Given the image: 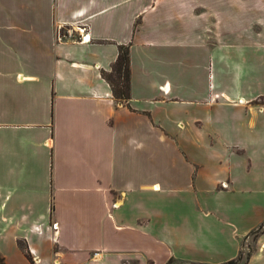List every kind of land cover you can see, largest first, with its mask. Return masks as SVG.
<instances>
[{"label":"crops","instance_id":"1","mask_svg":"<svg viewBox=\"0 0 264 264\" xmlns=\"http://www.w3.org/2000/svg\"><path fill=\"white\" fill-rule=\"evenodd\" d=\"M263 97L264 0H0L3 263L264 264Z\"/></svg>","mask_w":264,"mask_h":264},{"label":"trees","instance_id":"2","mask_svg":"<svg viewBox=\"0 0 264 264\" xmlns=\"http://www.w3.org/2000/svg\"><path fill=\"white\" fill-rule=\"evenodd\" d=\"M102 77L108 82L111 88L112 96L116 101L126 103L130 97L129 93V50L127 45H118V52L114 62L110 66L109 71H102ZM261 99H264L261 98ZM241 253L228 261L221 264H240ZM169 260L165 264H170ZM0 264L3 263V259L0 256Z\"/></svg>","mask_w":264,"mask_h":264},{"label":"built area","instance_id":"3","mask_svg":"<svg viewBox=\"0 0 264 264\" xmlns=\"http://www.w3.org/2000/svg\"><path fill=\"white\" fill-rule=\"evenodd\" d=\"M79 30H80V31L85 30V27H84V26H81ZM85 36H86V35H85ZM82 39H84V37H83ZM114 205H115V204H113V206H114ZM56 227H57V224H56V223H52V229H53V230H56Z\"/></svg>","mask_w":264,"mask_h":264},{"label":"rangeland","instance_id":"4","mask_svg":"<svg viewBox=\"0 0 264 264\" xmlns=\"http://www.w3.org/2000/svg\"><path fill=\"white\" fill-rule=\"evenodd\" d=\"M84 27H85V26H84ZM59 35H60V34H59V31H58V34H57V36L59 37ZM170 264H173V263L171 262ZM240 264H241V263H240Z\"/></svg>","mask_w":264,"mask_h":264}]
</instances>
